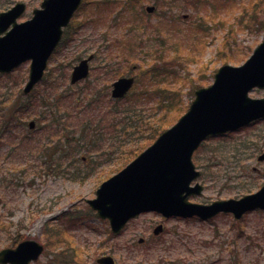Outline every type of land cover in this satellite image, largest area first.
<instances>
[{"label": "rangeland", "instance_id": "obj_1", "mask_svg": "<svg viewBox=\"0 0 264 264\" xmlns=\"http://www.w3.org/2000/svg\"><path fill=\"white\" fill-rule=\"evenodd\" d=\"M19 1L26 3L22 22L43 0H0V12ZM195 1L161 0L162 6L157 0H83L44 79L30 93H23L30 61L0 73V113L16 119L17 134L13 141L0 139L1 153L14 145L20 153L0 160V214L13 221L19 241L31 237L45 245L30 264H98L107 252L117 264H234L237 254L241 264H264V210L240 220L230 212L208 220L145 212L117 235L87 203L132 160L121 152H135L150 135L143 122L156 127L154 119L173 114L166 100L159 108L160 93L146 100L145 92L136 104L130 96L114 98V80L135 76L132 93L157 85L171 97L178 91L174 108L182 112L176 122L196 90L214 82L220 66L241 65L263 41L264 0ZM153 3L156 11L148 13L145 7ZM91 52L97 57L90 75L72 84L74 65ZM249 95L263 97L264 88L256 86ZM262 152L264 118L207 138L193 155L204 190L189 199L211 203L255 192L264 184ZM161 222V238L151 246L140 243ZM11 240L9 231L1 233L0 248L14 245Z\"/></svg>", "mask_w": 264, "mask_h": 264}, {"label": "water", "instance_id": "obj_2", "mask_svg": "<svg viewBox=\"0 0 264 264\" xmlns=\"http://www.w3.org/2000/svg\"><path fill=\"white\" fill-rule=\"evenodd\" d=\"M82 0H44L42 8L23 22L18 17L26 5L19 2L0 13V72H9L31 59L30 73L24 92H30L44 75L48 60L61 39ZM155 5L147 11L154 12ZM187 16V15H186ZM3 32H5L3 34ZM90 55L82 59L72 72L77 82L89 74ZM214 82L200 87L188 110L122 170L105 180L88 199L92 208L108 218L113 231H120L127 221L144 211L162 215L209 219L220 212H230L241 218L246 212L264 209V184L255 192L239 198L214 200L211 203L189 199L201 194L203 184L196 181L201 171L193 155L210 136L236 130L264 118V96L253 98L250 90L264 88V39L241 65L220 66ZM135 83L134 76H122L113 82L112 96L124 97ZM34 121L30 126H34ZM264 160V152L258 156ZM196 181L195 183H193ZM163 230L159 224L154 232ZM44 246L33 239L16 247L0 250L1 264H28L36 260ZM102 264H115L110 255L99 258Z\"/></svg>", "mask_w": 264, "mask_h": 264}, {"label": "trees", "instance_id": "obj_3", "mask_svg": "<svg viewBox=\"0 0 264 264\" xmlns=\"http://www.w3.org/2000/svg\"><path fill=\"white\" fill-rule=\"evenodd\" d=\"M159 1H161V0H157L158 4H159ZM191 1H193V0H191ZM225 1H228V0H225ZM200 2H201V0H196L195 1L196 4H199ZM160 3L161 4H159V5L163 6V2H160ZM252 22H253V18L251 19V24H252ZM251 24H248V25H251ZM119 55H122L121 52H119ZM152 76L155 78L156 74H153ZM153 80H155V82ZM150 81L153 82L154 84H156V82H157L156 79H152V78L150 79ZM145 92H146V95H147L146 100L148 98H152V96L154 94H156V93L159 94L160 93L161 98H160V103L158 104L159 108L164 104V101L166 100L165 101L166 102L165 103L166 104L165 107H168L169 110L173 111V114H171L169 116H166V115L163 114L160 117L154 119L153 123L156 122V120L158 122V126H156V127H153V124L150 123L149 121L143 122V124L146 125V128L148 130L151 129V133H150V135L147 136V139L145 140V142L143 144H141L138 147L139 149L136 150L135 152H130V150H127V149L125 151L121 152V154H123V153L126 154L125 159L129 160V161L131 159H133L138 153H140L147 145H149L163 130H165L170 125H172L175 122L177 116L179 115V112H182V108L180 109L179 106H177V108L179 107V109H177V110L174 108V107H176L175 103L178 102L179 92L178 91L173 92V94L175 96L171 97V96L168 95V91L160 90L158 85L155 86L153 90H149L148 88L144 87V89L142 88L141 90H139L136 93H132L131 92L128 95V97L130 96V99H131V97H133L132 101H134V104H136L137 102H140V101H142L144 99L143 96H144ZM182 104H183V102H182ZM162 107H164V106H162ZM19 109H21V108H19ZM130 109L131 108H129V110ZM24 111H27V106L25 107L23 112ZM131 111H128V112H131ZM130 116H132V115H130ZM12 117L6 118L5 117V112H1L0 113V139L2 138L3 142H5V139H9L10 141H13L16 138L17 134L16 135L13 134L14 129H13V126H12V123H15L16 119H12ZM139 131L142 134L144 132L142 129H140ZM47 145H49V144H47ZM1 150H2V148L0 146V160H6L8 158L12 159L14 156H18L20 154L19 151H17V146H15V145L12 148L10 147L5 153H1ZM3 219L4 218H2V216L0 214V234L1 233H6V232L9 231V234L11 235V238L13 239V240H11L12 243L13 244L17 243L19 241V239L17 238L16 235L15 236L13 235V231H12L13 229L11 228V226L13 224V221H11V220H7L6 221V220H3ZM242 232L243 231H241V233ZM234 258H235V261H236V262H234V264H241V256L239 254H237Z\"/></svg>", "mask_w": 264, "mask_h": 264}, {"label": "flooded vegetation", "instance_id": "obj_4", "mask_svg": "<svg viewBox=\"0 0 264 264\" xmlns=\"http://www.w3.org/2000/svg\"><path fill=\"white\" fill-rule=\"evenodd\" d=\"M136 1H139V0H136ZM115 27H117V26H115ZM106 38V37H105ZM108 38V37H107ZM108 47V46H107ZM116 47H117V42L115 43V49H116ZM59 50V46H58V48L56 49V51H58ZM94 53V54H93ZM89 56L90 55H92V58L89 60L90 61V64H91V62L93 61V59H95L97 56H96V53L95 52H91V53H89L88 54ZM87 55V56H88ZM95 55V56H94ZM87 56H85V57H87ZM88 56V57H89ZM85 57H82L81 59H83V58H85ZM80 59V60H81ZM79 60V61H80ZM75 66V65H74ZM73 69H74V67H73ZM73 71V70H72ZM90 71H91V65H90ZM93 215H95V216H97V217H99L98 216V214L97 213H94ZM100 218V217H99ZM163 218H165V217H163ZM137 219V218H136ZM133 220L134 219H132V220H130L129 221V223H131V222H133ZM91 228H95L94 226H92ZM122 233V232H121ZM121 233H117V235H120ZM153 234H154V236H150V238H147V237H144V236H142V237H140L139 238V241H140V243H144L145 245H150L151 246V243L153 242V241H155V240H158V239H160L161 238V234H155L154 233V228H153ZM112 237H114V236H112ZM153 243H155V242H153ZM104 254H108V252L107 253H104ZM111 254V253H110Z\"/></svg>", "mask_w": 264, "mask_h": 264}, {"label": "bare ground", "instance_id": "obj_5", "mask_svg": "<svg viewBox=\"0 0 264 264\" xmlns=\"http://www.w3.org/2000/svg\"><path fill=\"white\" fill-rule=\"evenodd\" d=\"M41 224H42V223H41V222H39V223H38V226H40Z\"/></svg>", "mask_w": 264, "mask_h": 264}]
</instances>
